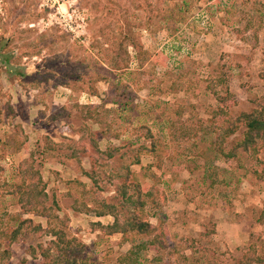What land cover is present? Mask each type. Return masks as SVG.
<instances>
[{
    "label": "rangeland",
    "instance_id": "1",
    "mask_svg": "<svg viewBox=\"0 0 264 264\" xmlns=\"http://www.w3.org/2000/svg\"><path fill=\"white\" fill-rule=\"evenodd\" d=\"M133 38L144 54L129 45ZM117 60L123 68L115 70ZM116 92L124 95L121 105ZM228 97L236 106L225 109L220 98ZM7 104L15 114L0 124L3 182L21 185V168L33 163L47 206L56 201L59 207L51 224L82 243L90 262L124 264L121 257L132 249L121 235L92 230L98 221L112 224V215L99 219L72 209L84 188L92 206L94 199L117 203L123 164L146 189L155 173L165 194L158 213L172 245L163 261L148 251L138 264H240L251 252L264 256L258 222L264 151L258 161L220 155L246 132L242 123L223 142L226 123L264 106V0H0V106ZM148 131L161 143L160 159L140 149L151 146ZM90 136L101 151L118 148L126 158L107 160ZM137 154L140 162L133 164ZM94 157L98 186L85 175ZM18 200L0 194V219L22 212ZM28 219L49 226L37 215L22 216ZM51 239L25 229L9 264H42L30 249Z\"/></svg>",
    "mask_w": 264,
    "mask_h": 264
},
{
    "label": "trees",
    "instance_id": "2",
    "mask_svg": "<svg viewBox=\"0 0 264 264\" xmlns=\"http://www.w3.org/2000/svg\"><path fill=\"white\" fill-rule=\"evenodd\" d=\"M128 37H133L129 32ZM127 36V35H125ZM135 49L139 48V53L144 54L142 47L137 45L136 40L131 39L129 44ZM123 61V60H122ZM125 61V60H124ZM129 61V60H128ZM114 69H120L121 62L119 60L115 61ZM224 79L220 80L221 83ZM96 92V91H95ZM116 92V99L114 102L121 105L119 98L124 96ZM217 97L219 96L216 93ZM220 101L225 109H230L236 106V102L228 98H220ZM128 102V101H127ZM127 107L130 104L127 103ZM222 108L221 112L224 116H228L225 109ZM84 110V108H82ZM84 116L89 118L90 113L82 112ZM14 109L11 105L7 104L5 108L0 106V124L2 123L3 116L12 117L14 116ZM93 114V113H92ZM102 116V115H101ZM90 119V118H89ZM103 119L99 121L102 124ZM244 123L246 125V132L243 138L239 141H235L232 149L229 152L225 150L220 151V155L225 159H236L240 154H246L251 160H257L261 151H264V106L259 104L250 113H241L238 119L230 120L224 127L225 131L221 136L223 142L234 136L238 130L239 125ZM112 129V125H109ZM145 129V128H144ZM91 132H87V135ZM82 136V140L85 138ZM148 136L151 140V146H142L140 149L144 150L146 154H150L154 160L160 159L163 149L161 148L160 141H156L154 135L148 131ZM89 141L94 145L95 150L101 156H105L107 160H112L115 157L126 158L120 149L114 148L109 149L105 152L101 151L99 144L93 136L89 137ZM86 144V143H85ZM21 144L18 149L21 148ZM82 146L84 142H82ZM48 151H54L55 147L47 144ZM72 158L77 157V152L74 151ZM79 150V149H76ZM34 155L32 154L33 158ZM132 158L133 164L140 162V154L134 155ZM258 161V160H257ZM92 170L90 172H85V175L89 177L96 186H98L102 174L97 170L99 165V159L95 158L91 161ZM128 165L123 164L121 168H117L118 183L116 184V197L118 199L117 203H110L105 200L95 201V205L92 206L88 202L87 190L84 188L80 197H78L73 204V211L78 214H94L98 218L106 217L112 215L114 217V222L112 224L104 225L101 222L93 223L92 230H100L105 234L114 235L122 234L123 240L132 244V249L128 253L121 257L120 262L124 264H138L141 257L148 251L153 252L156 257V261H163L165 253L169 252V246L171 244V237L166 229H164V219L162 214L158 212L159 199L165 201V194L163 189H160L157 184V175L151 173L148 177L153 180L154 186L146 187L141 183V181L132 173V170L127 167ZM21 175L23 181L21 185L11 184L8 185L6 181L3 182L2 174L3 167L0 163V194L8 193L12 195H18V203L21 207L22 212L6 215L7 218L0 219V264H9V260L12 256V248L19 240V236L23 234L25 229H33L35 232H45L46 236H50L52 239L48 242L46 246L40 244L36 248L32 247L30 249V254L32 258L37 259L42 258V264H95L90 262L86 257L83 256L85 246L80 243L76 238H71L68 236L67 232L64 231L65 228H59L58 224L52 225L51 223L59 219L58 215L55 213L58 205L56 201H53L52 205L49 207L47 203L49 201V196L46 193V188L43 185L40 173L34 168V164L30 166L21 168ZM253 175L257 177L259 173L257 171H252ZM106 177V176H105ZM108 180L109 177H107ZM34 214L38 217L45 218L49 223L47 229L40 224L35 225L31 219L22 221V216L24 214ZM160 215V216H159ZM158 218V223L154 225L151 219ZM17 223L18 227L13 229L9 227V223ZM260 224H264V211L262 216L258 219ZM65 226V223L62 224ZM9 227V228H8ZM31 227V228H30ZM246 257L240 262V264H264V256H259L255 252H251L245 255Z\"/></svg>",
    "mask_w": 264,
    "mask_h": 264
},
{
    "label": "crops",
    "instance_id": "3",
    "mask_svg": "<svg viewBox=\"0 0 264 264\" xmlns=\"http://www.w3.org/2000/svg\"><path fill=\"white\" fill-rule=\"evenodd\" d=\"M20 144H21V145H25V144H26V140H25L24 142H21ZM20 144H19V145H20ZM19 145H18L17 147H19ZM21 149H22V146H21L20 149L17 148V150H21ZM227 160H228V159H227ZM230 160H232V159H230ZM211 185H213V186L215 185V183H214L213 180H212ZM76 214H77V213H76ZM86 215H87V214H86ZM102 218H104V217H102ZM102 218H99V219H102ZM98 222H101V221H98ZM114 235H121V236H122V234H114ZM111 236H113V235H111ZM122 237H123V236H122ZM171 242H172V241H171ZM170 245H172V244H170Z\"/></svg>",
    "mask_w": 264,
    "mask_h": 264
}]
</instances>
